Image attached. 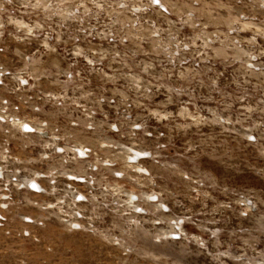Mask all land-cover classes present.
Masks as SVG:
<instances>
[{
	"label": "rangeland",
	"instance_id": "1",
	"mask_svg": "<svg viewBox=\"0 0 264 264\" xmlns=\"http://www.w3.org/2000/svg\"><path fill=\"white\" fill-rule=\"evenodd\" d=\"M25 4L26 0L0 2V74L10 70L11 78H18L20 73L12 71H27L32 77V73L38 77L47 72L44 82L53 91L50 74L59 68L58 57L51 53L44 63L42 59L46 58H40V39L29 41L28 17L12 12ZM51 5L43 0L41 7L47 9ZM231 5L227 0H210L208 8L213 11H203L205 24L233 25ZM174 9L188 7L177 4ZM21 10L25 12L24 7ZM32 43L38 49L34 55L38 60H30L31 65L26 59ZM75 86L68 87L67 94L88 104L78 96L82 89ZM36 88L33 94H38ZM6 89L3 86L0 92L5 93ZM32 100L41 101L35 97ZM237 100L241 99L224 96L209 101L190 98L187 91L186 95L172 92V120L167 114L156 123L164 136L160 135L156 142L146 140L148 145L143 146L152 152V157L144 160L148 174L142 168V159L138 164L127 159L131 151H142L134 142H127L133 138L138 141L139 132L125 129L122 134L116 132L115 138L97 132L87 134L83 122L81 130H66L64 136L72 138L79 148L87 146L86 150L91 151V167L107 179L106 184L115 195L106 193L105 199L98 195L91 209L87 206L78 217L71 206L66 210L57 207L55 203L59 201L62 205L69 203L61 194L19 191L13 192L10 199L2 193L0 215L5 220L0 224V264H264V126L251 122L249 115L246 123V116L237 112H244L237 108ZM92 102L95 106L96 99L92 98ZM68 103H63V108L73 104L71 100ZM48 105L59 113L58 104ZM15 116L0 107V142L7 136L12 140L15 132L23 130L11 121ZM27 117L36 130L42 121L45 126L49 122L53 140L60 137L52 122L40 116L19 119L26 122ZM134 117L146 120L151 115ZM258 117L264 120V115L252 119ZM5 118L10 124H2ZM168 122L172 123V130L167 128ZM248 125L256 127L253 131L258 140L248 141L247 131L243 130ZM45 141L51 144L48 139ZM16 144L14 152L26 159L25 167L24 156L30 149H19ZM4 154L3 150L1 155L6 160ZM78 159L81 161L63 155L61 170L73 173L68 169L69 162H79L77 168L91 174L80 167L87 160ZM60 188L57 192H61ZM64 216L78 217V224H69Z\"/></svg>",
	"mask_w": 264,
	"mask_h": 264
},
{
	"label": "built area",
	"instance_id": "2",
	"mask_svg": "<svg viewBox=\"0 0 264 264\" xmlns=\"http://www.w3.org/2000/svg\"><path fill=\"white\" fill-rule=\"evenodd\" d=\"M7 1L0 0L3 4ZM42 1L26 0L28 4L12 12L28 17L31 28L28 38L40 39L38 44L43 50L40 58L51 53L58 57L59 68L54 67L49 81L55 87L51 86L53 91L46 87L47 72L38 77L32 73V77L27 71L18 70L12 71L20 73L18 78H11V71L6 70L0 74V88H7L5 93L0 92V107L18 118L40 116L50 121L60 137L53 140L48 122L40 134L24 126L11 136L12 140L7 136L8 140L0 142V190L7 191L9 198L19 191L61 194L69 203L55 204L65 210L70 205L71 210L81 212L77 214L79 217L87 206L91 209L98 195L103 198L106 193L115 195L107 186V179H102L91 167L94 157L91 151L84 149L80 156L87 160L80 167L91 174L77 168L81 161L78 158L79 162H69L68 169L73 173L68 175L61 170L63 155L79 156L76 150L73 153L67 148L79 149L78 145L63 133L81 130L82 122L87 134L97 132L114 137L125 129L139 132L138 141L133 138L127 142L141 148L142 168L147 171L144 160L152 157V152L143 146L148 145L146 140L156 142L160 135L164 136L156 123L167 114L172 120V92L186 95L187 91L190 98L209 101L224 96L241 99L237 103L243 106L236 104L244 112H237L246 116V123L249 115L251 122L264 126L261 117L252 119L264 115V0H227L235 17L231 26L205 24L204 12L209 9L210 0H44L53 4L47 9L41 7ZM177 4L188 9H174ZM23 7L25 12L21 10ZM212 11L209 9V13ZM34 43L31 53H27L26 61L30 64V60L33 63L38 60L34 58L38 51ZM42 60L45 63L47 58ZM74 85L82 89L78 96L88 104H81L77 96L67 94L68 87ZM35 88L38 94H33ZM33 97L41 101L34 102ZM92 98L96 99L95 106ZM69 100L73 104L63 108V103L70 104ZM46 103L58 104L59 113ZM141 114L151 117L136 120L134 116ZM27 120L30 122L28 117ZM7 121L8 118L3 119L2 124H10ZM167 128L172 130V123L168 122ZM253 129L256 127L249 125L243 129L249 142L259 139ZM26 137L30 139L22 140ZM15 139L20 140L19 147ZM15 144L19 149H30L24 156L26 167L23 166L26 159L19 160L18 151L14 152ZM3 150L6 160L1 155ZM115 175L118 177L119 173ZM58 187L61 192H57ZM4 220V215H0V224Z\"/></svg>",
	"mask_w": 264,
	"mask_h": 264
},
{
	"label": "bare ground",
	"instance_id": "3",
	"mask_svg": "<svg viewBox=\"0 0 264 264\" xmlns=\"http://www.w3.org/2000/svg\"><path fill=\"white\" fill-rule=\"evenodd\" d=\"M28 57V56H27ZM11 74V73H10ZM31 75V74H30ZM42 75V74H41ZM11 121L13 122V123H15L16 125H18V126H20V127H22V129L24 128V126H28L29 128L30 127H32L33 128V126L31 125V124H29L28 123V120H26V122L25 121H22V120H20L18 117H12V119H11ZM44 122L42 121V123H41V126L39 125L38 127H40V129H38L37 128V131L39 132V134H40V132H41V130H42V126H45V124H43ZM34 129V128H33ZM67 133V132H66ZM54 136H56V135H54ZM7 139H9V138H7ZM80 145H83V142H80ZM84 145H86V144H84ZM86 147L87 146H82V147H80L79 149H76V151L78 152V155L79 156H73L74 158H81L80 156L82 155V152H83V150L85 149L86 150ZM9 148V146L7 147V149ZM79 150H82V151H79ZM90 150V149H89ZM87 151V150H86ZM90 152V151H89ZM142 151H138V150H134V151H131L130 153H129V155H128V157L129 158H127V159H129L130 160V162L132 163V164H138V160L140 159V157H141V155H142V153H141ZM73 153H74V151H73ZM19 160H20V158H19ZM131 166V168H133L134 167V165H130ZM26 167V166H25ZM66 174H68V175H70V173H66ZM34 183V182H33ZM33 186H37L35 183L33 184ZM4 191V192H3ZM29 192H31V191H29ZM2 193H4L5 194V198L6 197H8L7 195H8V192L7 191H5V190H0V197L2 196L1 194ZM34 193V192H33ZM3 200H4V198H3ZM69 207H70V205H68ZM57 207H60V204H57ZM75 214H78V212L77 211H75ZM64 218H65V220H66V222H68L69 224H71V222H73L75 225L76 224H78L77 223V218H75V217H73V218H66L65 216H64Z\"/></svg>",
	"mask_w": 264,
	"mask_h": 264
},
{
	"label": "snow or ice",
	"instance_id": "4",
	"mask_svg": "<svg viewBox=\"0 0 264 264\" xmlns=\"http://www.w3.org/2000/svg\"><path fill=\"white\" fill-rule=\"evenodd\" d=\"M27 127V126H26Z\"/></svg>",
	"mask_w": 264,
	"mask_h": 264
}]
</instances>
